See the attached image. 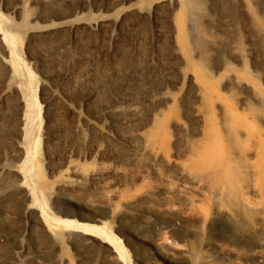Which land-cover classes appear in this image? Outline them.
I'll list each match as a JSON object with an SVG mask.
<instances>
[{
	"label": "bare ground",
	"instance_id": "obj_1",
	"mask_svg": "<svg viewBox=\"0 0 264 264\" xmlns=\"http://www.w3.org/2000/svg\"><path fill=\"white\" fill-rule=\"evenodd\" d=\"M18 1L14 6L11 4L13 7L9 11L20 22L11 25L6 22L5 31L0 32V68L4 72L0 86V104L13 94L14 99L22 106L9 65L11 52L6 44V31L23 35L24 47L28 48L42 34L39 32L52 33L65 29L75 32L80 22L76 17H63L60 21L38 28L30 23L37 19L36 15L31 14L27 19L23 17L26 15L23 10L25 1ZM113 10L112 15L99 13L85 20L84 29L95 33L107 28L109 42L113 45L118 37L116 30L120 26L122 28L127 18L135 17L129 19L130 23L126 22L128 27L136 28L146 22L153 26L151 30L154 38L164 34L163 47L169 59L174 60L176 77L172 86L176 91L170 92L164 86L158 96L152 97L160 103L151 111L143 125L145 128L137 132L134 138L139 143L137 155L147 157L157 180H166L155 168L157 163L176 173L175 179L179 184L175 197L188 206L187 216L192 220L191 224H195L185 226V233L192 236L198 231L203 233L204 228L210 231L211 227L219 225L221 234L227 239H240L244 235V208H249L257 210V216L247 222V227L249 231L261 235L258 243L264 247V94L257 92L245 81L232 63V60L239 59L245 69L250 57V43H246L252 39L264 53V0H147L145 6H138L133 2ZM161 18L165 19L167 31L156 26L157 20ZM201 66L209 74H196L194 70ZM219 69L229 72L223 70L220 73ZM45 83L43 81L42 89L45 88ZM43 97L41 94V100L45 104L44 120L35 149L39 171L37 187L49 201L50 209L60 217L67 218L57 222L71 225L77 230L51 223L46 225L20 183L17 166L1 162L0 202L6 195L13 194L12 196L21 198V204L17 213L13 210L0 213L6 217L7 222H23L22 231L13 240L17 257L8 264H21L27 248L25 236L32 231L43 238L45 248L56 251V264H72L62 251L66 244L73 249L82 246L86 239L75 238L81 235L93 236L104 244V251L100 253L104 264H122L113 249L114 246L122 248L120 240L112 234L103 235L99 228L88 225L89 222L98 221L96 218L72 214L56 206V196L60 190L94 181L102 172L93 166H85L81 162L83 155H77L76 159L65 155L59 159L56 151L57 134L50 128L49 99ZM51 99L60 101L61 96L52 92ZM73 113L76 117L74 131L79 135L80 142L87 141L84 126L112 136V132L108 130L110 128L91 120L85 119L82 126L80 121L83 116L80 110L73 109ZM25 118L29 119L21 112L19 129L13 139V154L17 161L22 155L20 141L23 134L28 132V125L23 131L22 124L20 125V121ZM9 179H13L11 188L6 186ZM139 180L138 192L128 197H123V192L117 190L107 194L110 220H104V226H110L111 220L117 219L115 217L118 215L134 214L130 209L133 204L149 198L156 190H161L160 186L148 185L143 177H139ZM236 203L241 204V207H237ZM149 214L138 212L134 215L148 224L151 221ZM70 217L73 219H69ZM177 223L178 220H173L169 225L164 222L153 223L156 237L152 240V245L157 252L165 255L169 264H205L192 257L193 248L190 244L174 247L165 242L160 231L168 226H177ZM35 227L39 228L38 232ZM9 237L8 234L0 235V257ZM134 238L140 239L137 235ZM173 251H178L182 257L176 259ZM135 260L139 264H156L152 260L136 257Z\"/></svg>",
	"mask_w": 264,
	"mask_h": 264
},
{
	"label": "rangeland",
	"instance_id": "obj_2",
	"mask_svg": "<svg viewBox=\"0 0 264 264\" xmlns=\"http://www.w3.org/2000/svg\"><path fill=\"white\" fill-rule=\"evenodd\" d=\"M0 1L2 33L5 31L6 22L9 25L20 22L9 11L19 1ZM24 1L23 10L26 15L23 17L27 19L29 15L35 14L37 19L30 23L38 28L50 22L55 23L63 17L65 19L76 17L80 22L75 32L66 29L52 33L39 32L42 34L37 37L36 44L28 48L24 47L23 35L6 31L8 34L6 44L11 52L9 65L13 71L14 88L22 99V106L14 99L13 94L0 104V163L17 166L20 183L28 193L41 220L46 225L51 223L57 224L58 227L77 230L71 225L57 222L67 218L60 217L50 209L49 201L37 187L39 171L35 149L44 120L45 104L41 100L42 94L44 99H49L50 128L57 134L56 151L59 159L65 155L73 159H76L77 155H83L81 162L85 166H93L102 172L94 181L60 190L56 196V206L72 214L79 213L80 216L96 218L98 221L89 222L88 225L96 226L103 235L112 234L120 240L122 248L113 247L120 263L139 264L135 260L136 257L152 260L156 264H169L165 255L157 252L152 245V240L156 237L153 223L164 222L169 225L173 220H178L177 226H168L160 232L169 245L178 247L184 243L190 244L193 248V258L200 259L205 264H261L264 261V247L258 243L261 235L249 231L247 227V222L257 216V210L244 208V235L240 239H227L221 234L219 225L211 227L210 231L204 228L203 233L192 232L193 235L190 236L189 233H185L184 228L195 224H191L192 220L187 216L188 206L175 197L179 184L175 179L176 173L157 163L155 168L166 179L159 181L153 175L147 157L137 155L139 143L134 135L145 128L143 125L151 111L160 103L152 97L158 96V92L163 90L164 86H167L170 92L176 91L172 86L176 77L173 70L174 60L169 59L163 47L164 34L154 38L151 30L153 26L147 22L131 30L128 23L135 17H129L124 21V25L122 24V28L121 26L118 28L120 31L116 30L117 41L112 45L109 42L107 28L94 33L86 31L83 22L99 13L112 15L115 11L113 9L126 6L128 3L135 2L138 6H145L147 0ZM156 26L167 31L164 18L157 20ZM249 41L246 44L250 43L248 45L250 57L246 61L245 69L239 59L232 60V63L245 81L257 92L264 94V53L256 45L255 40ZM223 70L225 71L219 69V72L222 73ZM194 71L204 76L209 74L202 66ZM3 76V69L0 68V86ZM43 81L46 82L44 89ZM52 92H57L61 100L53 101ZM73 109H79L82 113L83 120L80 121L82 126L85 119L91 120L110 128L108 130L112 132V136L101 134L96 128L84 126L87 141L80 142L79 135L74 131L76 117ZM21 112L29 118L20 121L22 131L28 125V132L23 134L20 141L22 155L17 161L13 154L15 150L13 139L19 129ZM139 177H143L150 186L161 187V190H156L149 198L140 200L130 207L134 214L150 213L151 221L144 224L134 214L129 216L122 214L115 217L118 220H111L110 226H104L102 222L110 220L107 194L117 190L123 192V197H128L138 192ZM12 185L13 179H9L6 182L7 188H11ZM12 195L8 194L4 197L5 200H1L0 212L12 210L18 212L21 198ZM235 205L241 207V204ZM0 216L2 217L0 235L10 236L3 246L0 264H8L17 257L13 240L22 231L23 222L21 220L7 222L3 214L0 213ZM35 229L39 231L38 227ZM134 235L140 239L134 238ZM25 238L27 248L24 257L21 258V264H56L54 260L56 251L45 248L42 244L43 238L35 231L28 233ZM75 238H85L86 242L76 249L66 244L62 251L64 256L70 258L72 264H104L100 256L104 251V244H101L99 239L89 235ZM172 254L176 259L182 257L178 251H173Z\"/></svg>",
	"mask_w": 264,
	"mask_h": 264
}]
</instances>
